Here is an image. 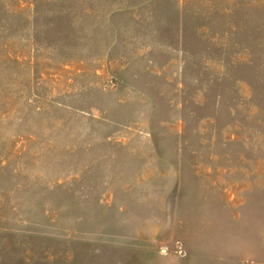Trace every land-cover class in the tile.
<instances>
[{"label":"rangeland","instance_id":"obj_1","mask_svg":"<svg viewBox=\"0 0 264 264\" xmlns=\"http://www.w3.org/2000/svg\"><path fill=\"white\" fill-rule=\"evenodd\" d=\"M0 264H264V0H0Z\"/></svg>","mask_w":264,"mask_h":264}]
</instances>
